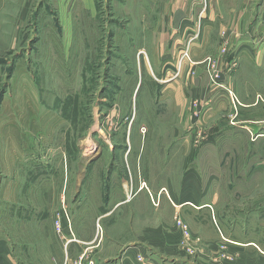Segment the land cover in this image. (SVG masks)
Returning a JSON list of instances; mask_svg holds the SVG:
<instances>
[{
  "label": "rangeland",
  "instance_id": "374dc122",
  "mask_svg": "<svg viewBox=\"0 0 264 264\" xmlns=\"http://www.w3.org/2000/svg\"><path fill=\"white\" fill-rule=\"evenodd\" d=\"M230 1L236 6L241 0ZM259 1L244 0V7L245 20L248 18L250 23L246 35L257 41L255 61L262 69L257 73L264 87V26L257 23L264 21V11ZM115 3V0H0V159L5 162L14 157V169L19 173V184L4 188L1 196L15 204L0 202L3 213L0 224L10 238L9 243L27 246L35 239L41 240L43 236L24 235L29 230L23 231V228L44 226L47 222L44 213L56 215L52 223L60 233L59 212L65 217L78 211L107 212L110 197V201L114 200L116 190L113 189L118 188L123 178L120 173L127 171L123 159L126 149L132 150L130 161L139 154L138 167L130 170L131 177L126 178L129 180L127 193L133 191V185L146 187L144 181L152 174V166L146 165L152 162L170 168L169 175L176 179L179 174L187 176L190 162L196 163L200 176L213 170L222 176L224 173L218 169L228 165L230 169L240 170L248 163H259V191L255 193L258 191L260 205L264 206V138H247L242 130V127L254 126L264 134V92H260L261 100L253 108L239 105L234 92L237 100L233 104L222 92L220 99L232 107L227 104L217 109L215 119H206L204 110L197 122L189 121L186 125L181 118V135L173 134L172 130L178 128V116L153 105L163 87H151L146 93L145 80L140 87L139 77V86L131 98L135 74H128L127 78L125 75L131 60L119 37L126 23L113 8L118 7ZM221 14L218 20L226 25V13ZM228 15L227 31L222 35L225 39L231 33H239L232 22L236 21V13ZM114 17H118L115 18L118 25L112 23ZM213 33H218V29L214 28ZM212 39L207 55L204 53L207 72L214 67V57L218 54L215 51L220 45L218 34ZM199 41L200 37L195 44ZM224 41L221 39V43ZM223 48L219 51L225 55L227 49L223 53ZM236 65L233 55L228 62L229 71ZM148 95L150 100H145ZM185 96L189 100L187 92ZM148 102L152 105L150 109L145 106ZM146 116L151 118L149 124L145 123ZM126 122L129 125L125 126ZM211 125L217 130L210 140ZM113 147L120 149H116L114 158L109 152ZM96 150L102 157L85 174L84 166L88 159L95 158L92 152ZM112 161L114 168L108 176ZM5 173L7 176L10 171ZM94 178L95 185L100 187L97 198L89 194L82 196L88 190L84 186ZM161 183L166 184L165 178ZM97 199L105 205L100 210L94 202ZM34 213L37 220H30L28 215ZM16 214L20 216L15 219ZM171 217L180 233V249L188 255L196 253L195 256L203 257L207 250L203 242L205 235L193 236L187 221L178 215ZM188 218L193 219L190 215ZM164 222L170 224L169 220ZM196 228L206 232L205 223L196 224ZM220 258L227 259L225 255Z\"/></svg>",
  "mask_w": 264,
  "mask_h": 264
},
{
  "label": "crops",
  "instance_id": "0c3cea01",
  "mask_svg": "<svg viewBox=\"0 0 264 264\" xmlns=\"http://www.w3.org/2000/svg\"><path fill=\"white\" fill-rule=\"evenodd\" d=\"M115 2L118 7L114 5L113 8L126 23L119 37L131 60L125 75L127 78L128 74H135L131 98L139 86V77L140 87L145 80L146 93L150 92L151 87H163L153 105L164 109L168 114L171 112L178 116V128L176 131L175 128L172 130L173 134L181 135L182 120L186 125L189 121L201 120L198 115L203 110L206 119H215L218 117L217 109H222L227 104L232 107L230 103L220 99L223 95L219 94L224 92L220 86L231 89L241 103L239 105L244 108L258 105L261 100L260 92H264V87H261L262 79L257 72L262 69L255 61L258 58L255 57L257 41L253 36L246 35L250 23L248 18L245 20L247 13L244 0L236 6L230 0H206L202 15L201 0ZM258 5L264 11V0H260ZM222 12L226 13V25L218 20V17H222ZM233 12L236 13V21L232 22L236 24L239 33H231L225 39L222 35L227 31L228 14ZM118 17H114L112 23L118 25L119 21L115 19ZM257 23L258 26H264L263 20ZM198 25L201 30L200 41L191 48V64L182 65L178 78L169 80L175 71L178 54L185 45L186 31L193 33ZM214 28L218 29V33H213ZM217 34L220 45L215 51L218 54L214 57L215 70L211 75L205 69L204 53L208 52V44L210 46L212 38ZM221 39L225 40L224 43H221ZM222 46L227 49L226 56L219 51ZM233 55L237 65L229 71L228 62ZM207 58L212 59L211 56ZM185 92L188 93L189 100L186 99ZM149 97L150 95L144 99L150 100ZM145 106L147 109L152 107L151 104ZM209 108L210 111L207 110ZM146 117L145 123L149 124L151 118ZM211 128L210 140L217 130L213 129L214 125ZM242 130H245L247 138H264V134L254 126H245ZM131 154L132 150L129 149L123 153L128 179L139 162V154L134 155L136 158L130 161ZM15 163L12 156L5 162L0 159V202L10 205L15 202L8 199L5 201L1 196L4 188H13L19 184ZM195 164L190 162L187 176L179 174L176 179L174 175H169L170 168H165L164 164L159 167L154 162L148 163L146 167L152 166V174L144 181L145 188L133 185V191L127 193L129 180L121 178L118 188L113 189L116 190L113 192L114 200L110 201V197L108 201L107 212L78 211L70 217L59 212L58 215L62 216L60 233H57L52 223L56 215L44 213L47 217V222L42 223L44 226L39 229L36 226L23 228V231L29 230L24 235L43 236L41 240L35 239L34 243L27 246L9 243L10 238H7L8 235L0 224V264H264V206H261L257 195L261 164L248 163L240 170L230 169L228 165L223 167L225 169H218L224 173L222 176L217 174V170L207 174L202 172L203 175L200 176ZM180 170L181 166L178 167V173ZM6 171H10L7 176ZM162 178H165L166 184L161 183ZM83 182L84 179L81 184ZM95 184V178L89 181L84 186L88 190L81 193L82 196L89 194L96 199L100 187ZM162 191H165L167 199L163 197ZM94 202L97 210L105 206L100 199ZM2 214L0 212V220L3 218ZM170 215H178L183 221H187L193 236L205 235L203 242L207 250L203 257L195 256L196 253L188 255L184 249H180V233ZM189 215L193 218L192 221L188 218ZM19 216L13 215L15 219ZM28 217L30 220H37L36 213L29 214ZM149 219L153 221L151 224ZM164 219L169 220L170 224H166ZM199 223H205V233L196 228ZM222 255L227 259H221Z\"/></svg>",
  "mask_w": 264,
  "mask_h": 264
},
{
  "label": "built area",
  "instance_id": "2783aa9c",
  "mask_svg": "<svg viewBox=\"0 0 264 264\" xmlns=\"http://www.w3.org/2000/svg\"><path fill=\"white\" fill-rule=\"evenodd\" d=\"M205 1L206 0H201L202 11L200 12V15H202L203 10L206 8ZM186 36L187 37L185 38L186 39L185 45L180 50L178 57H177V65H176L175 71L171 76L168 75L170 76L168 78L169 80L178 78V76L180 75V70H181L182 65H189L192 62L191 48H192V45H194V43L199 40V37H200L199 25L197 26L196 30L193 33L186 31ZM224 52H225V49L223 48V53ZM210 63H211V60L209 59V64ZM214 70H215V65L210 72L214 73ZM219 88H222V90H224V92L226 93V96H228L231 99V102L235 104L236 99H235V95L233 91L228 90L227 88H224L222 86H220ZM139 261L141 262V259H139Z\"/></svg>",
  "mask_w": 264,
  "mask_h": 264
},
{
  "label": "flooded vegetation",
  "instance_id": "af4514ba",
  "mask_svg": "<svg viewBox=\"0 0 264 264\" xmlns=\"http://www.w3.org/2000/svg\"><path fill=\"white\" fill-rule=\"evenodd\" d=\"M127 120L129 121L128 118H127ZM127 120H126V121H127ZM127 124L129 125V122H126L125 126H127ZM117 147H119V146H117ZM116 149H118V148L113 147V148H110V150H109V152H110L112 158L116 157V154H115ZM98 150H99V149H98ZM98 150L92 152L93 155H95V156H94L95 158H92V159H88V160H87V164L84 166V167H85V169H84L85 174L88 172V171H87V168H88L89 166H91L93 163L95 164V162L98 161V160L102 157V153H101L100 151H98ZM118 150H120V149H118ZM113 168H114V166H113V161H112V162L110 163V165H108V169H107L108 176H110V172L112 171ZM120 175H121L120 177H123V178H125V179L127 178V172H126V171H123L122 173H120ZM84 176H85V175H84Z\"/></svg>",
  "mask_w": 264,
  "mask_h": 264
}]
</instances>
